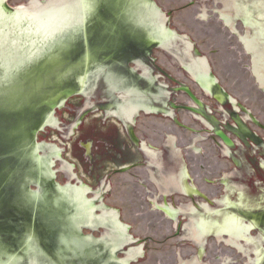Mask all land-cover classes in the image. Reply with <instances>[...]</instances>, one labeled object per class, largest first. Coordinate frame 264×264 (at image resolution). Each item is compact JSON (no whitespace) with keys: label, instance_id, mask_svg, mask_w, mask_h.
<instances>
[{"label":"water","instance_id":"1","mask_svg":"<svg viewBox=\"0 0 264 264\" xmlns=\"http://www.w3.org/2000/svg\"><path fill=\"white\" fill-rule=\"evenodd\" d=\"M140 1L0 0V264H167L168 257V264H264V169L256 166L264 168V155L255 163L240 147L237 169L227 148L203 141L204 125L192 114L166 109L134 120L138 106L124 104L123 90L130 84L138 95L146 89L150 100L186 103L182 93L167 89L184 85L178 90L195 104L188 88L219 110L201 91L210 92L212 81L200 31L212 24L225 41L218 49L232 53V62L218 59L215 65L233 76L223 86L234 88L238 104L264 122V0H147L143 12ZM171 9L176 11L168 20L163 14ZM139 24L146 26L142 32L132 27ZM126 36L162 48L150 47L153 66L129 65L117 54L128 51ZM188 42L197 44V52ZM102 68L111 84L100 77L92 92V73ZM152 72L165 89L145 85ZM236 79L243 88L232 87ZM77 87L85 98L71 92ZM65 99L66 108L58 110ZM82 112L83 139H110L108 151L117 155L127 138L122 121L107 114L132 120L137 136L155 148L138 147L153 167L145 168L149 176L139 169L110 179L103 171L95 183L82 177L78 141L69 138ZM167 116L196 134L177 130ZM213 117L221 120L218 112ZM146 123L160 132L145 133ZM47 125L52 128L40 132ZM104 148L101 157L107 156ZM130 152L133 157L137 151ZM150 217L160 225L147 224ZM175 232L176 238L156 245ZM144 238L152 243L142 251L138 241Z\"/></svg>","mask_w":264,"mask_h":264},{"label":"flooded vegetation","instance_id":"2","mask_svg":"<svg viewBox=\"0 0 264 264\" xmlns=\"http://www.w3.org/2000/svg\"><path fill=\"white\" fill-rule=\"evenodd\" d=\"M147 0H141V5H140V10L143 12V2L145 3ZM148 2V1H147ZM152 5V4H151ZM187 7V8H186ZM185 7V9L191 8V3H189L187 6ZM158 11H160L157 8ZM184 10V9H180ZM176 10H169V12H167V14H163L164 18L165 16L168 17V20L173 19V13ZM161 12V11H160ZM132 26V25H131ZM166 26V23H165ZM135 29H138L140 32L143 31V29L146 28L145 25L139 24V25H135L132 26ZM237 27V30L239 32L242 33V27L240 26V28ZM200 35L203 37V39H205V42L202 44V48L204 50L207 51L209 57H205L202 58L204 59V62L207 64V69H208V76L209 79L212 81V85H211V91L206 93L201 87V91L203 92V94L206 97H210L211 99H213L214 101L218 102L221 105V108H219V110H214L211 109L209 106L205 105L200 99L199 97L193 93V91H191L190 88L189 91L195 96V98L199 101V105L195 104V102L190 98V96L188 94H186L185 92L179 91L178 89L181 88L184 85H180V86H175V88H167L170 89L172 93H170V95H173L174 93H182L183 97L185 98V102L186 103H178V101H168V103H163L159 101V97L158 96H154L151 97L152 100H150L148 98V91L145 89H141L142 92H140V94H136L138 92H136L131 86L130 84L129 87L126 86V88H123L124 92H125V103L127 106L131 105V104H136V106H138L137 111L134 115V120L137 117V115L139 113H142L145 117L147 115H151V114H160L163 115L162 113H165V110H169V111H175V112H183V113H187V114H192L191 116L193 117L194 120L201 122L204 126L203 129H200V131L202 132V134L205 136V138L203 139V141H207L210 144L214 145H219L222 147L227 148V157L228 155L231 157V162H233V164L236 166V168H241L239 162L236 161V151L239 150V148H244L246 152H244L245 156H247L248 158L250 157V160L253 162L255 161V163L257 162V158L256 156L261 153L264 155V138H262L263 134H264V122L261 119H257L256 114L254 113V111L252 110H247L243 107H241L238 104V99H234L233 98V93H236L235 90L233 91L234 88H232V90L226 89L222 82L225 80H231L230 78H233L232 74H229L228 71L226 72V67L223 68H219L217 66H219V62L218 59H220L221 61L226 62H232V53H229L228 50L224 51H220L218 49L219 45H221L222 43H224L225 41L220 40L222 35L216 30V26L215 25H209V26H205L203 28V30L200 31ZM126 36L127 39H129V41L127 42L126 48L128 47V51L124 52V53H117V54H122L123 59L127 61V64H134L135 63H141V65H147L150 63V65L153 66V64L157 61L156 58H152V50L151 48L156 47L158 49H162L157 43L154 42H150L148 41V43H150V45H148L146 43V41H142V42H137V40L135 41H131L130 37ZM220 40V41H219ZM222 42V43H221ZM190 43V47L191 50L190 52H197L196 49V43ZM226 44H233V42H227ZM238 44L241 46V50L242 52L240 53L241 56H244V49L242 46V43L240 41H238ZM151 47V48H150ZM150 48V49H149ZM230 50L234 49V46H229ZM121 56V57H122ZM117 56L113 57L116 58ZM118 58V57H117ZM220 61V62H221ZM217 65V66H215ZM219 68L220 71L222 72V78L220 76V78H217V76L215 75V69ZM105 69H98V71L93 72L92 73V77L90 80V84L94 85V88L91 89V91H95L97 90L98 87V82L100 81V77H105L106 82L108 84H111V80H110V75L108 74L106 76L105 71H103ZM132 71H129V74H131ZM138 75L139 78H141L142 80V76L139 75L137 72L135 73ZM134 74V75H135ZM150 77L153 76V78L149 77L147 78V80L144 78L143 80L146 81V84H152L155 85L156 87H159L160 90L165 89L163 85H159L158 86V79L162 78V77H158V75L155 76V73H150ZM240 79H236L234 80V82L230 83L232 85V87L235 85L238 88H241L242 85L240 84H236L238 83ZM172 81V80H171ZM222 81V82H221ZM142 82V81H140ZM143 83V82H142ZM89 86V84H88ZM200 86V85H199ZM186 87V86H184ZM136 88V86H135ZM243 88V86H242ZM138 89V87H137ZM247 90V89H246ZM237 91V90H236ZM248 91V90H247ZM71 92H73L74 94H76L77 97L80 98H85V94L82 92V89L79 87H77V89H71ZM156 93H158V89L155 91ZM233 92V93H232ZM246 93V92H245ZM153 96V95H152ZM69 100L65 99L61 105H59L57 107L58 110H62L66 108V105L68 103ZM245 101H249L248 99H246ZM154 102V103H152ZM229 107V109H225ZM186 108H190L189 110ZM97 111V110H96ZM218 112L220 114V118L221 120H216L214 119L213 115H215V113ZM258 113V112H257ZM243 114V115H241ZM245 114V117H244ZM259 114V113H258ZM87 114H84L83 112L80 114L79 116V120L78 123L76 124V126L73 128L74 133H72L70 135L69 138L75 136V139L77 142V147L79 152H81V158H79L77 160V162L82 166L83 165V171L85 172V174L82 171V167L80 168V172L81 175L84 174V176L82 177H88V179L91 180V182L95 183L94 180H96V178L101 175V172L106 171L105 176L110 179L112 176L114 175H120V174H126L128 171L131 170H142L146 175L148 174L149 176V171L148 169L145 168H153L152 165L145 161L144 159L148 158L144 152H142L141 150L138 149V147H140L141 145H146L148 146L150 149H152L153 151H155V148H152L151 146H149L148 141H144L143 139H141L140 137L137 136V134L134 132L133 129V125H132V120L127 121V120H122L119 117H116L112 114V112H109L107 114V116L110 118H115L118 119L120 121H122L123 123V132L127 138V142L124 144V146L122 147V151L123 154H116V151L114 150H109L108 151V147L110 146V149L112 147V144L109 140L105 141V142H100L98 139L97 140H93L91 139L90 141H87L85 139H83L84 137V127L86 125L83 124L84 119L86 117ZM175 116V115H174ZM164 117V116H163ZM171 120V124L174 128H176L177 130H183V132L192 134L195 133L196 134V130H194L191 125L186 126L185 123L178 121L177 119H175V117H169ZM232 123H231V121ZM230 121V122H229ZM207 124V126H206ZM248 125L251 128H248ZM149 123H146L145 126V133H151L152 134H157L158 132H160L159 130L154 131L151 130L149 127ZM142 127V126H141ZM172 127V128H173ZM47 128H52V126L47 125L44 129H42L40 132H42L43 130L47 129ZM55 128V127H54ZM102 129L101 131H103V129L106 130L105 128H100ZM100 129L96 130V132L98 133L100 131ZM95 132V131H94ZM199 132V131H198ZM96 133V134H97ZM221 133L223 134L227 140L229 141V145L226 144L219 136L218 134ZM161 138L163 139L166 134H161ZM129 144V145H127ZM105 147L104 150L107 153V156L105 155L104 152H102V157L100 156L99 153V148L100 147ZM133 146V147H131ZM135 147L136 154L132 157V154L130 156L129 153L130 150H132ZM114 148V147H113ZM212 150V149H211ZM117 156L115 158V155ZM83 155V156H82ZM130 156V157H129ZM84 157V159H83ZM137 157H140V160H138ZM161 157H162V153H161ZM128 160V163L123 165L122 167H118V168H109L111 166H116V164H118L119 162H123L124 159ZM144 158V159H143ZM87 160V162L84 161ZM138 160V161H136ZM134 161V163H133ZM223 166V165H222ZM258 169H264L263 167H260V164L257 163L256 164ZM108 167V168H106ZM254 166H252L253 168ZM210 168V167H208ZM72 170H74V167L72 168ZM71 170V171H72ZM106 178V179H107ZM131 178V177H129ZM151 182V181H150ZM143 183V182H142ZM152 183V182H151ZM153 184V183H152ZM77 185L79 187H81L83 184L77 183ZM106 185V184H104ZM108 187L110 189V182L108 181ZM85 187H87L91 192L93 191L92 187L89 185H83ZM109 191V190H108ZM89 194V193H88ZM87 194V195H88ZM154 197V195H153ZM204 199L206 200L207 204H211L212 202L209 201L207 198L204 197ZM147 200H145V203L147 204ZM142 208V207H141ZM147 213L145 212L144 215H146ZM120 218V217H118ZM149 218V217H147ZM151 220L147 222V224L149 225H154V226H158L160 225V222L155 221L154 217H150ZM168 225V224H167ZM87 229V228H84ZM152 229V228H150ZM89 230V229H87ZM91 230V229H90ZM154 230V229H153ZM128 231V229H127ZM127 235V234H126ZM178 235V232L175 233H171L168 235L167 238H164L163 240H160L158 242V246H163L166 242L173 240L174 238H176ZM142 247L141 250L143 251V249L145 250V246L147 245V243L151 242L152 240L149 239H139L138 241ZM145 252V251H144ZM143 253V252H142ZM175 254V253H174ZM170 257L167 258V264L170 261ZM174 260V257H173Z\"/></svg>","mask_w":264,"mask_h":264}]
</instances>
